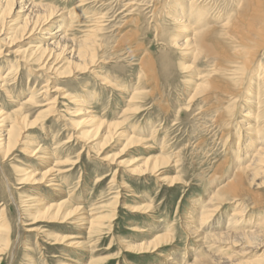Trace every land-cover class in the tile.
Segmentation results:
<instances>
[{
  "label": "rangeland",
  "instance_id": "obj_1",
  "mask_svg": "<svg viewBox=\"0 0 264 264\" xmlns=\"http://www.w3.org/2000/svg\"><path fill=\"white\" fill-rule=\"evenodd\" d=\"M187 1L32 0L64 13L82 4L83 16L95 21L68 30L57 16L44 27L57 22L53 32L65 35L52 49L64 50L56 75L22 60L46 36L30 34L29 25L9 49L13 54L0 55V73L10 83L0 88V116L21 107L33 87L55 86L54 105L39 96L38 104L22 106L26 119L15 123L14 146H0V236L8 237L0 241V264H166L169 255L180 264H264V235L240 237L225 222L233 210L230 187L238 184L247 206L243 222L264 218V173L241 178L234 165L240 160L232 164L229 149L233 143L244 151L258 108L246 103V80L230 81L226 72L205 74L204 83L192 79L215 62L224 68L234 52L224 32L211 29L199 68L188 69L191 34L175 21V7ZM208 1L212 6L198 8L211 24L233 9V0ZM78 15L76 21L84 18ZM97 24L103 30L84 38ZM82 41L85 58L70 59L68 47ZM12 66L18 78L10 80ZM258 74L253 68L251 78ZM4 120L0 137L14 118ZM260 169L264 164L254 166ZM37 201L59 211L41 210ZM203 206L217 210L207 224H221L190 231L191 215ZM93 215L102 218L96 229L85 220ZM168 229L172 239L155 249V238ZM218 231L227 235L205 238Z\"/></svg>",
  "mask_w": 264,
  "mask_h": 264
},
{
  "label": "bare ground",
  "instance_id": "obj_2",
  "mask_svg": "<svg viewBox=\"0 0 264 264\" xmlns=\"http://www.w3.org/2000/svg\"><path fill=\"white\" fill-rule=\"evenodd\" d=\"M231 3H233V9L227 15L224 13V16L220 17L219 19L216 18V23L211 24V21V23L208 22V20L210 19H207V17L205 18L203 16L204 14H206L204 12V9L202 7L198 8V6L207 7V5H209L210 7L211 2L208 0H188L187 6H185L183 3H180L177 4V8L175 7L177 12V14L175 15V21L180 28H182L183 30H187V34H191L190 43L187 46V60L191 59L188 69H192L193 72H196L195 68H199L197 61L199 60V57L201 55L202 47L206 42V36L210 31L213 32L211 29L221 30L222 32H224L223 34L225 36L223 38L228 39L229 41L227 43L233 48L232 51L234 53L227 57V63L224 68H221L215 62L214 64H212L211 69L207 71L196 72V75H194L192 79L194 81L196 80L198 82L204 83L203 79L207 78L205 77V74H207L208 76V73H214L219 76L221 72H226L230 77V81L237 83L241 81L239 84L245 83V80L248 81L250 90L246 92L248 95L246 103L252 102L258 108V115L255 117L256 120H254L256 124L248 128L249 135L248 138L244 141L246 147H244L243 152H241L240 148L236 152L235 144L233 145V143L229 147V149L231 151V156L234 157V161L232 160V164L240 160V162H236L234 164L236 165L237 175H239L241 178L250 179L251 176H254L258 173H264V169L254 170L255 165L264 164V123L258 124L260 121H264V0H233ZM81 5L76 6L67 13H64V10L62 12H59L58 9L56 10L55 8H49V6L36 4L32 2V0H0V45H2V47L0 46V55L3 53V49L5 56L13 54V52L9 51V49L13 44L16 43V39L19 37L18 33L24 31L29 25L28 32L30 34L36 33L41 30V32L44 31L43 34L46 36H44V38H40V43L34 46L27 55H23L22 60L24 62L30 61L32 64L37 63L36 66H39V70H44L48 73H51L52 75H56L58 69L62 65H64V63L59 65L62 60H58L60 59L64 50L57 53L52 52V49L56 45H58L59 40L65 39V35H59L63 33V29L59 30L58 34L57 32H53L54 24L57 22H53L50 25V28L44 27L48 26L50 20L53 17L57 16L61 17L60 21H62V26L64 28L67 27L68 30L75 29L76 27H80V30L81 28H84L85 23L89 24L90 22H94L95 20H88V15L83 16L84 9ZM10 14L13 15L10 16L13 22L11 20L7 21L5 25L3 21L5 20L6 16H9ZM78 14H82L84 18L76 21L74 17L78 18L80 16ZM73 18L75 19V21L71 20ZM17 20H22L24 21V23L19 25L17 24ZM58 26L60 29L62 28L61 24ZM100 28L101 27L98 24L97 26L91 25L86 32L87 35L84 38L96 37L102 29ZM23 35L25 34L22 33L21 36ZM55 38L59 39L56 40ZM84 43L86 42L82 41L79 47L69 46L67 49V53L69 54L68 57L70 59L75 58L78 60H82L83 58H85L84 52H86V50L83 48ZM173 43H175L176 47H178V42L173 41ZM94 45V42L90 44V46ZM253 68L254 70H258L259 74L258 76L251 78V76L253 75ZM18 70V66H12V68H10L7 72V78L10 80L17 79ZM2 76L3 74L0 73V88L6 91L10 83L9 80L3 79ZM52 88H55V86H44L43 88H39L38 90L34 89L33 87L32 93L30 94L31 96L26 101H23L22 104H19L21 107L15 109L10 115L5 114L0 116V124L3 123L5 121L4 119H6L8 116H12L14 118V121L10 125V128L5 129L6 131H2V136L0 137V146L4 144L6 149H10L14 146L12 145V143L15 142V123L22 120L25 121L26 119L22 108H26L27 106L24 105L31 103L34 105L38 104L40 101L37 100V97L39 96H42L45 99L44 101H41V103L46 102L47 104L45 105L50 106V108L52 107V105H54L55 100L49 101V93L53 90ZM238 88L239 87H236L235 89L239 92L240 88ZM55 91H57V89H55ZM232 92L233 91L231 90L228 91L229 95L233 96V98H237L236 94L238 92ZM61 94L63 96L68 95L64 92ZM193 97L194 94L191 98ZM74 98L76 97L73 96L70 98V100H73ZM13 101L15 100H12V102ZM90 119H94V116H91ZM239 140L240 139H238V141ZM230 142H232V138L230 139ZM36 150L37 148L34 147L33 150H30L29 152L33 155ZM228 162L229 160L227 161V163ZM47 182H49L51 185H54L55 183L53 177H51ZM228 183H225L219 188H225ZM241 184L243 183L241 182ZM230 188L232 189L230 194H234L235 196L231 197L229 201L233 206V210L230 212L228 218H226L225 221L228 228L227 231H233L235 232L233 234L240 235V237L247 236L252 233H258V236L263 237L264 218L257 216L258 218H260L258 221L254 220L255 218H250V220L243 222L242 215L245 213L247 206L240 200V198H242L240 194L242 186H239L238 184L237 186H232ZM34 204H37V206L41 207V210L46 209L55 210L56 212L59 211L57 209L58 205L43 202L40 205L39 201H37V203L35 202ZM144 208L148 209V206H145ZM250 208L252 207L250 206ZM216 212L217 210L215 208L205 206L195 210V213L191 215L190 219L192 226L189 225L188 228H190V231L195 229V227L199 229L211 228V226L215 223H213L212 225H209L207 223L208 221H210V219L216 218ZM63 214L64 217H68L69 215H71L68 210L64 211ZM203 218L204 221H202ZM85 220L86 223H89L91 229H96L103 224L101 216L98 215H93L88 220ZM220 224L221 222L219 221L216 222L215 225L219 226ZM221 235L227 234L226 232L218 231V233H209V235H205V238H213ZM7 238L8 237L5 235L0 236V241H4ZM156 239H158V242L155 244V249L158 248L161 244H165L170 239H172V231L168 229L164 231V233L156 237L155 240ZM217 243L218 242H216L215 244L217 245ZM75 244L77 245V243ZM213 244L214 243H212V245H209V247H216ZM166 261L168 262L166 264H180L178 259L173 258L170 255L166 257ZM181 264H184V261H182Z\"/></svg>",
  "mask_w": 264,
  "mask_h": 264
}]
</instances>
